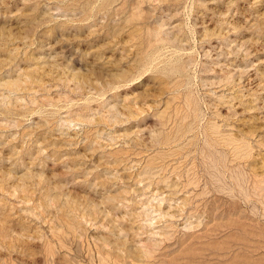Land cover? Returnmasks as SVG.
<instances>
[{"label":"rangeland","instance_id":"1","mask_svg":"<svg viewBox=\"0 0 264 264\" xmlns=\"http://www.w3.org/2000/svg\"><path fill=\"white\" fill-rule=\"evenodd\" d=\"M0 264H264V0H0Z\"/></svg>","mask_w":264,"mask_h":264}]
</instances>
